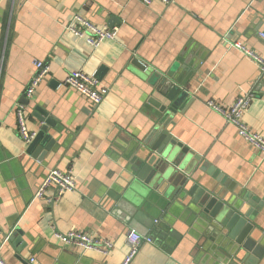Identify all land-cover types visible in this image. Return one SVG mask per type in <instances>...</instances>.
Masks as SVG:
<instances>
[{"label": "crops", "instance_id": "0c3cea01", "mask_svg": "<svg viewBox=\"0 0 264 264\" xmlns=\"http://www.w3.org/2000/svg\"><path fill=\"white\" fill-rule=\"evenodd\" d=\"M81 14L101 28H119L96 48L68 26ZM264 0H0V251L8 264H122L132 226L149 230L130 264H221L225 250L193 195L146 191L135 166L165 100L156 79L174 70L195 98L168 126L193 151L187 188L199 184L232 197L243 210L255 202L252 236L264 245V153L238 135L209 101L229 106L257 84L245 123L264 136V74L246 46L264 58ZM140 60L145 68L136 66ZM35 60L49 73L31 99L26 89ZM74 70L94 75L109 93L98 105L61 85ZM24 97L29 99L27 104ZM27 125L41 131L42 108L57 119L55 144L44 159L18 133V104ZM37 134V135H38ZM71 171L76 189L54 203L36 198L49 170ZM193 177V178H192ZM138 185L136 186V183ZM51 193V192H49ZM202 214V215H201ZM23 231V243L5 235ZM111 239L103 253L65 244L56 233ZM243 254V253H242ZM33 260V261H32ZM264 264V255L258 262Z\"/></svg>", "mask_w": 264, "mask_h": 264}, {"label": "water", "instance_id": "95a60500", "mask_svg": "<svg viewBox=\"0 0 264 264\" xmlns=\"http://www.w3.org/2000/svg\"><path fill=\"white\" fill-rule=\"evenodd\" d=\"M133 63L145 68L138 59ZM174 77V70H171L162 78L156 79L158 90L166 99L151 100L160 114L146 140L149 152L134 168L136 179L145 185L143 188L146 191L151 188L165 194L174 188V196L181 192L193 195V202L201 209L200 213L203 212L206 218L215 224L212 228L214 236L221 237L220 247L225 250L220 259L221 264H258L264 255V245L260 239L252 236L255 225L251 217L256 207L255 202L248 201L250 208L244 211L243 203L238 205L232 197L226 199L204 186L200 188L199 184L187 188L190 178L184 168L189 163V155L195 159L200 158L173 138L168 126L172 124L174 115L179 110L183 111L195 98L183 87L181 81ZM24 101L29 103L26 97ZM36 111L35 116L44 125L30 143L29 152L42 160L54 147L56 140L50 128L57 127V119L42 108H37ZM132 229L142 235L149 234V230L137 226H132ZM22 234L23 231L17 228L10 233L9 240L21 244Z\"/></svg>", "mask_w": 264, "mask_h": 264}, {"label": "built area", "instance_id": "2783aa9c", "mask_svg": "<svg viewBox=\"0 0 264 264\" xmlns=\"http://www.w3.org/2000/svg\"><path fill=\"white\" fill-rule=\"evenodd\" d=\"M149 4L152 0H141ZM165 4H172L176 0H161ZM68 29L77 37L84 40L88 45L96 48L105 39H116L119 28L114 26L112 28H101L81 14L77 13L73 16ZM264 38V33L260 34ZM238 47L246 54L254 58L259 66L261 73L264 74V58L255 54L242 44ZM35 71L31 78L30 84L26 89V97L31 99L35 93L36 88L42 82L43 78L49 73L50 66L47 62L42 60H35ZM61 85L71 87L78 91L81 95L89 99L94 106H98L106 95L109 93V88L97 86V79L94 75L88 74L83 70L71 71ZM257 84L252 85V89L245 94L239 95L233 104L226 106L215 101H209V105L220 114L224 116L229 124L236 127L238 135L252 144L264 153V136L252 130L244 121V113L249 107L253 99L257 96ZM27 106L19 103L16 109L19 121L20 136L29 144L37 136V131L30 130L27 125ZM76 189V179L71 171L63 172L57 168L49 170L43 182L39 185L35 194L36 198H45L49 203H54L67 191ZM51 192V193H49ZM11 233V232H10ZM9 234L5 235L4 241L9 240ZM0 234L3 230L0 228ZM56 236L65 244L74 243L86 249H95L103 253H107L114 248V243L111 239L102 238L99 236L88 235L81 232H69L67 234L56 233ZM143 242H153L150 235H142L136 230H132L127 237V244L129 250L123 260L122 264H130L135 256L138 254ZM33 261V260H32ZM0 264H8L1 255Z\"/></svg>", "mask_w": 264, "mask_h": 264}]
</instances>
